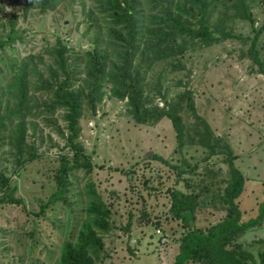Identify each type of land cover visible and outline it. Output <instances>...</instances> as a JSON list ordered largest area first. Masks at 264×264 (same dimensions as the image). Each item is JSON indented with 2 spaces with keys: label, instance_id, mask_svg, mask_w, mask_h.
I'll return each mask as SVG.
<instances>
[{
  "label": "rangeland",
  "instance_id": "rangeland-1",
  "mask_svg": "<svg viewBox=\"0 0 264 264\" xmlns=\"http://www.w3.org/2000/svg\"><path fill=\"white\" fill-rule=\"evenodd\" d=\"M79 1L67 0L57 9L44 13L30 6L24 17L21 12L25 0H2L4 12L0 14V23L11 13L16 14V28L22 35V40L14 43L13 50L0 51L2 106L9 96L7 84L14 74L5 58L13 62L14 58L19 61L30 57L37 71L47 76V66L53 65V59L46 48L54 44L59 35L73 50L69 53V65L74 60L80 62L76 58L90 47L95 29L87 28ZM83 1L85 13L96 5L95 0ZM252 12L257 25L264 22V3H254ZM229 24L236 33L247 35L250 32L245 20L232 19ZM102 28L97 29L101 37L108 40ZM3 32L0 24V33ZM261 39L264 48V33ZM246 48L237 39L201 47L191 43L184 56L178 59L175 69L164 61L158 62L146 75L151 88L160 77L162 90L169 100L190 88L197 113L216 135L228 139L237 155L235 165L246 177L244 191L238 198L244 220L255 215L258 202L264 199V75L257 73L251 67V61L242 56ZM79 68L81 73L73 78H77V84L84 76L81 64ZM34 79L31 73V85H34ZM105 90L106 95L97 104L94 114L83 104L78 141L90 156L93 168L89 173L72 172L66 202H51L39 213L40 205L48 201L55 189L53 176L58 167V155L68 151L64 138L55 129L64 126L60 116L62 111L35 118L38 124L36 136L28 132V140L34 138L38 156L20 167L8 139L0 142V170L16 181L15 196L21 197L24 205L0 204V264H58L62 243L75 239L83 217L82 188L88 180L94 182L111 209V228L102 233L104 247L95 264L172 262L178 251L182 228L169 214V189L192 190L200 194L203 204L195 213L196 226L206 227L223 216L220 200L215 197L228 176L222 156L204 160L205 152L197 144H186L178 151L175 132L167 117L157 122L137 123L127 115L125 100L109 97V85ZM34 96L38 102L49 97L45 92H36ZM153 102L162 105L159 97ZM182 117L187 126L192 124L191 116L182 112ZM154 154L163 160L152 158ZM182 160L194 166V170L180 171L184 167ZM15 171H18L17 175ZM128 221L129 225L124 229ZM157 222L161 228L156 226ZM160 236L166 238L164 243L159 240ZM261 239H264V223L246 231L238 242L256 252L259 248L264 249V243H256Z\"/></svg>",
  "mask_w": 264,
  "mask_h": 264
},
{
  "label": "trees",
  "instance_id": "trees-1",
  "mask_svg": "<svg viewBox=\"0 0 264 264\" xmlns=\"http://www.w3.org/2000/svg\"><path fill=\"white\" fill-rule=\"evenodd\" d=\"M66 1L25 0L21 13L25 17L30 6L44 13L57 9ZM95 2L96 5L85 13V2L79 1L88 23L87 28L95 29L90 47L84 50L81 57L76 58L80 62L74 60L69 65V53L73 50L64 44L59 35L54 44L46 48L54 65L47 66V76L37 71V66L32 65L30 57L19 61L14 58L13 62L5 58L14 74L7 84L10 91L3 106L0 94V142L8 139L18 167L38 156L34 138L28 140V132L31 136H36L38 124L35 118L41 114L53 115L56 110L62 111L60 116L64 126H56L55 129L64 138L68 151L58 155V167L53 176L55 189L48 201L40 205L39 213L51 202H66L73 171L83 170L89 173L92 170L90 156L78 141L79 119L83 104L87 105L92 114L95 113L97 104L106 95L105 86L109 85L108 96L125 100L126 113L135 122L145 124L167 117L175 132L178 151L186 144H197L205 152L204 160L221 155L227 165L228 176L224 180V186L219 193H215L224 214L206 227L195 225L196 210L203 204L199 193L178 188L168 190L169 214L182 228L178 237V251L169 264H264L263 248L253 252L238 242L246 231L264 223V199L258 202L254 216L246 220L242 218L238 198L244 191L246 177L235 165L237 155L228 139L223 135H216L209 123L197 113L190 88L178 92L174 99L169 100L162 90L160 77L154 82L153 88L146 82V75L158 62L164 61L175 69L180 61L178 59L184 56L191 43H197L200 47L210 46L225 39H237L243 46L246 45L242 56L251 61V67L257 73L264 75V48L261 39L264 22L257 25L252 12L253 4L259 5L264 0ZM2 4L0 0V14L4 12ZM216 12L218 14L214 21ZM232 19L247 21L249 34L236 33L229 24ZM17 21L18 16L11 13L5 22L0 23L4 31L0 33V51L13 50L14 43L22 40L21 32L16 28ZM100 27H103L102 32L107 35L108 40L101 37ZM80 64L84 76L79 78L80 82L77 84V78H73L81 73ZM31 73L34 74V85L29 81ZM36 92H45L49 97L38 102L34 96ZM155 97L160 98L161 106L153 102ZM37 109L39 111L36 113ZM182 112L193 118L190 126L183 120ZM152 158L163 160L156 154ZM182 163L184 167L180 171L194 170V166H190L188 162L182 160ZM14 174L17 175L18 171ZM185 185L188 186L187 183ZM82 189L83 217L75 239L62 243L58 264H95L104 247L102 233L111 228V209L101 198L94 182L88 180ZM17 190L16 181L0 170V204L23 205V199L15 196ZM128 225L129 221L124 229ZM156 226L161 228L159 222ZM257 242L264 243V239Z\"/></svg>",
  "mask_w": 264,
  "mask_h": 264
},
{
  "label": "built area",
  "instance_id": "built-area-1",
  "mask_svg": "<svg viewBox=\"0 0 264 264\" xmlns=\"http://www.w3.org/2000/svg\"><path fill=\"white\" fill-rule=\"evenodd\" d=\"M157 232H159V230H157ZM159 235H161V234H159ZM160 241H161L162 243H164V241H166V238H165V237H162V240L160 239Z\"/></svg>",
  "mask_w": 264,
  "mask_h": 264
}]
</instances>
